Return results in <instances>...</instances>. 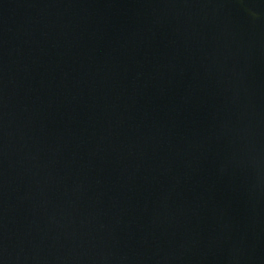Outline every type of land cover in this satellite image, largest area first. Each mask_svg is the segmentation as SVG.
I'll list each match as a JSON object with an SVG mask.
<instances>
[{
  "label": "water",
  "instance_id": "water-1",
  "mask_svg": "<svg viewBox=\"0 0 264 264\" xmlns=\"http://www.w3.org/2000/svg\"><path fill=\"white\" fill-rule=\"evenodd\" d=\"M0 264H264V0H0Z\"/></svg>",
  "mask_w": 264,
  "mask_h": 264
}]
</instances>
